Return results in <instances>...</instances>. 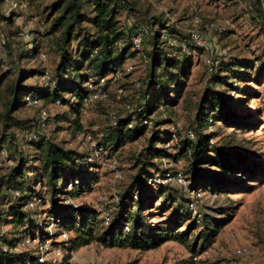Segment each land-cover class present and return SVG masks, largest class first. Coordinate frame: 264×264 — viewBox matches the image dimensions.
I'll return each mask as SVG.
<instances>
[{
	"label": "trees",
	"instance_id": "1",
	"mask_svg": "<svg viewBox=\"0 0 264 264\" xmlns=\"http://www.w3.org/2000/svg\"><path fill=\"white\" fill-rule=\"evenodd\" d=\"M238 1L235 0V3ZM242 3L246 7L244 16L264 30V0H242ZM88 7L91 10H86ZM50 8L48 32L50 35L55 34L53 47L58 55L55 77L51 78L52 85L27 86L22 82L25 73H21L18 77L15 74L5 87L8 98L0 118L3 130L9 131L0 137V151L3 148L6 150L7 160L12 164L0 176V206L3 201L9 203L6 210L0 209V264L36 263L35 253L15 248L20 236L7 239L4 231H1L2 222H10L23 226L28 230L25 234L30 236L38 234L43 237L47 234L46 231L42 232V227L36 223L31 209L27 207L34 197L39 198V204L44 203L47 197V217L60 230L74 232L64 240L65 246L71 248L97 240L107 246L147 249L164 240L177 239L192 252L204 250L214 240L224 216L205 213L198 218L192 216L188 209L189 195L186 190L158 181L159 177L172 171L163 168L161 160L185 158L187 178L183 175L189 181L188 189L203 192L228 193L234 187L242 189L247 179L256 181L264 176L263 162L239 146L228 143L219 145L212 140L214 130L209 131L216 122L239 128H254V122L237 112L242 102L236 100L234 95L248 92L249 88L242 86V83H264V60L247 57L228 59L227 52L215 56V64L210 70L207 69L211 86L204 90L194 104V115L188 128L192 131V137H187L186 130L182 136L178 131L154 130L144 150L134 156L135 174L118 193L114 209L106 211L108 219L105 222L99 209L72 202L97 182V174L88 161L89 153L45 137L42 131L49 124V113L45 129H38V118L30 123V120L21 119L13 113L25 105L23 98L26 95L40 98L43 105L48 102L52 104L58 99L61 104L75 111L69 130L79 131V109L94 91L93 88L98 86L100 79L120 70L132 54V36L140 28L143 37L145 33L148 35L146 40L150 45V50L146 52L142 43L141 56L148 61L149 66L146 78L140 81V99L136 101L132 112L111 122L100 141L95 143V147L104 150L106 155L113 154L126 143L134 142L143 135L147 130V126L142 124L143 119H149L150 114L162 104L172 105L182 95L183 85L190 75L191 52L203 47L191 40L189 32L187 35L182 34L160 17L142 21L138 16H133L130 26L128 22L118 26V16L123 10L132 15L137 12L130 0H53ZM88 23L95 31H90L86 26ZM156 26L158 29L153 30ZM164 33L170 34L175 42L164 39ZM179 42L186 44V51L181 50ZM164 44L175 45L181 55L178 56ZM7 45L6 40L3 46ZM38 48L35 43L31 52L36 53ZM12 72L7 68L0 73V86ZM108 81L105 80V86ZM217 86L225 87L227 92L217 90ZM63 118H67L66 113L60 115V120ZM14 129L25 131V140L35 154H24L19 149ZM32 130L40 132L37 140L29 138ZM170 141H174L173 145H170ZM155 201H159L157 209L161 212L170 209L167 218L156 223L150 220L154 211L149 210ZM186 220L189 223L185 231H181L178 227ZM195 229L198 230L193 239H188L186 232ZM60 264H65V260Z\"/></svg>",
	"mask_w": 264,
	"mask_h": 264
},
{
	"label": "rangeland",
	"instance_id": "2",
	"mask_svg": "<svg viewBox=\"0 0 264 264\" xmlns=\"http://www.w3.org/2000/svg\"><path fill=\"white\" fill-rule=\"evenodd\" d=\"M52 2L53 0H0V34L8 42L7 47L0 46V68L2 71L7 68L13 71L0 86V114L8 98L5 87L15 74V77H18L25 73L22 82L27 86L52 85L51 78L55 77L54 70L58 60L53 47L55 34L50 35L48 32ZM130 2L137 12L132 15L129 11L123 10L118 16V26L126 22L130 26L133 16H138L142 21L160 17L175 30L187 35L194 27L195 20L200 19V30L207 36L208 41L206 47L191 52L190 75L183 85L182 95L176 98L172 105H160L147 119L145 123L147 130L143 135L134 142L126 143L113 154L96 155L94 145L100 141L114 119L117 120L128 113L124 110L125 103L135 105L136 101H139L140 91L137 83L146 78L149 66L142 54L135 51L133 53L131 49L132 54L120 68V75L113 78L109 75L107 86L106 83L98 86L107 90V96L103 99L85 101L78 111L81 123L79 131L73 132L68 128L76 115L68 105L60 103L55 106L50 102L43 105L49 113V124L42 131L43 135L64 146L88 152L90 156L88 161L91 162L92 169L98 177L90 189L82 192L72 202L75 205L85 204L99 209L101 217L106 216V211L111 212L114 209L118 193L135 174L134 156L144 150L151 133L154 130H169L172 133L178 131L182 136L190 127L194 104L201 98L204 90L211 86L206 58L215 52H227L228 59L247 57L264 60V30L250 22L248 16H244L246 7L242 0L238 3H235V0H130ZM86 10H91V7ZM144 24L147 28V24L145 22ZM86 26L91 32L95 31L91 24L88 23ZM157 29L156 26L153 30ZM21 33H28L29 37L24 38ZM147 36L145 33L143 37V48L146 52L150 50ZM35 43L39 48L36 53H32L31 48ZM164 46L174 50L178 56L181 55L175 45ZM73 47L75 48V43ZM241 85L247 86L248 92L251 93H235L236 100L242 102L237 112L247 117L250 122H254V128H239L216 122L209 131L214 130L212 140L217 141L219 145L228 143L239 146L264 163V83L247 82ZM216 88L221 92H227L223 86ZM39 109L38 106L22 105L13 114L21 119L30 120L31 123L37 120ZM63 113H66L67 118L60 120ZM8 131L3 130L0 118V137ZM14 132L19 149L24 154L34 153V149L25 140V131L14 129ZM169 143L173 145L174 141ZM161 163L163 168L181 171L187 178L185 158L178 160L163 158ZM11 164L12 162L0 152V176L7 172ZM241 188L234 187L228 193L202 191V197L197 201L201 215L205 213L217 217L224 216V220L214 240L204 250L197 252H192L184 242L177 239H167L147 249L107 246L97 240L71 248L65 246L64 240L74 232L60 230L58 225L47 217L49 207L47 197L44 203L31 211L36 223L42 227V232H47L42 238L52 246L61 247V257L65 264H264V176H260L256 181L247 179ZM8 205V201H3L0 209L6 210ZM157 206L159 201H155L152 209H149L154 211L150 215V220L154 223L164 221L170 211L167 209L161 212ZM188 223L189 220H186L178 228L185 231ZM24 230L23 226L10 222L1 224V231H4L7 239L20 236L16 249H27L35 253L37 247L34 241L26 245L20 243L22 237L27 235L25 233L28 230ZM197 230L186 232L188 239H193ZM241 246L247 247L248 252L237 253L236 249Z\"/></svg>",
	"mask_w": 264,
	"mask_h": 264
},
{
	"label": "built area",
	"instance_id": "3",
	"mask_svg": "<svg viewBox=\"0 0 264 264\" xmlns=\"http://www.w3.org/2000/svg\"><path fill=\"white\" fill-rule=\"evenodd\" d=\"M201 24L200 19L195 20L194 27H192L189 30L191 40L200 47H206L207 43V36L199 31L198 26ZM22 37H29L28 33H21ZM163 38L166 39L170 43H174L175 39L170 36L168 33H164ZM6 42L5 37L0 34V46H3ZM142 43H143V33L140 28H138L135 33L132 36V49L136 50L139 54H143L142 50ZM179 46L181 50L186 51L187 47L184 42H179ZM223 52H215V54L210 55L208 58H206V65L211 69V67L215 64L214 58L215 56H220ZM120 75V70L116 71L115 73L111 74V78L113 77H118ZM108 77V76H107ZM107 78H102L100 79V82L98 86H103L105 84V80ZM137 85H140V82L137 83ZM94 87L89 85L90 88H93L94 91L89 95V97L86 99L87 100H93V99H103L107 96V90H104L103 88L100 87ZM121 91V90H119ZM24 104L28 106H38L39 109V114H38V129H45L46 127V118L48 115L47 110L43 107L42 100L37 97H33L31 95H26L24 98ZM53 105L60 104V101L58 99L54 100ZM135 109V105H131L130 103H125L124 104V110L128 112H132ZM114 118V116H112ZM115 122V119H114ZM147 122V119H143L142 124H145ZM39 131L38 130H32L29 133V138L33 140H37L39 137ZM186 135L187 137L191 138L192 137V131L191 130H186ZM95 153L96 155L99 153H105L104 150L100 148H96L94 145ZM1 153L4 154V157L7 156L6 150L3 148ZM158 181L161 183H168V184H174L177 186H180L181 188H184L186 192L189 195V201H188V209H190L192 216L194 217H200L201 211L198 209L197 206V201L202 197V191L198 190H191L188 189V181L183 175L181 171L175 170V171H168L164 174V176L159 177ZM40 203L39 198H32L28 203L27 207L30 209L35 208L36 205ZM51 220V218H49ZM108 216H104V221L107 222ZM44 237V236H43ZM30 241H34L36 244V252L35 254L37 255V261L35 264H50V263H56L60 264L62 263L63 259L61 257L62 255V249L59 245L52 246L49 244V242H46L44 238L40 236H29L26 235L22 237L21 244L26 245L29 244ZM236 252L239 254H245L248 252V248L245 246L238 247L236 249ZM50 253V254H49ZM196 256L194 255V258Z\"/></svg>",
	"mask_w": 264,
	"mask_h": 264
}]
</instances>
